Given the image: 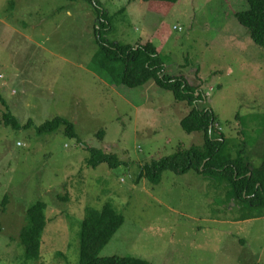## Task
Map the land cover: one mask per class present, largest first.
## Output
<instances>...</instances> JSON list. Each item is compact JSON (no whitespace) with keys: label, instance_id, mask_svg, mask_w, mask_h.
<instances>
[{"label":"rangeland","instance_id":"rangeland-1","mask_svg":"<svg viewBox=\"0 0 264 264\" xmlns=\"http://www.w3.org/2000/svg\"><path fill=\"white\" fill-rule=\"evenodd\" d=\"M94 1L110 20L107 41L153 43L166 72H182L205 95L199 108L217 117L216 131L229 141L232 157L245 150L258 167L264 154V48L235 19L248 9L247 0H180L167 13L140 0ZM95 23L86 0H0V96L21 126L2 125L0 104V264H78L84 210L106 203L125 215V224L100 256L155 264H264V221L235 224L249 213L228 202L214 178L166 171L158 186L146 179L135 185L142 165L175 153L180 144L200 147L202 136L183 131L180 122L191 108L172 93L153 82L114 88L88 68L96 51ZM57 117L74 126L79 143L62 127L36 135L37 127ZM87 148L126 164L87 167ZM40 201L47 206L41 252L26 260L19 232L27 209Z\"/></svg>","mask_w":264,"mask_h":264},{"label":"trees","instance_id":"trees-1","mask_svg":"<svg viewBox=\"0 0 264 264\" xmlns=\"http://www.w3.org/2000/svg\"><path fill=\"white\" fill-rule=\"evenodd\" d=\"M65 1L73 3L79 0ZM86 1L93 5L96 13L93 28L96 51L90 58L88 68L108 86L114 88L127 87L133 90L153 82L159 89L172 93L177 103L187 104L191 108L180 122L183 131L189 135L198 133L202 136L200 147L186 149L180 144L175 153L142 165L135 185L146 179L151 186H158L166 171L176 174L194 171L214 178L226 191L228 202L239 204L241 211L249 213L239 220L264 218V214L258 213L264 209V154L258 167L245 157V150H238L233 158L227 151L229 141L216 131L219 124L217 117L210 108H199L200 104L206 102L205 95L198 88L191 86L182 72L174 75L167 73L165 62L153 43L147 41L131 45L108 42L106 36L112 28L107 14L97 1ZM140 1L151 4L150 9L154 12L167 13L180 0ZM247 3L248 9L236 13L235 19L248 31L253 43L264 48V0H247ZM0 104L5 108L1 116L2 125L19 130V121L11 115L1 96ZM30 125L31 123H27L23 127ZM61 127L66 138L78 142L74 126L59 117L37 127L36 135H50ZM96 138L102 141L101 131L97 133ZM86 150L89 154L85 160L87 167L96 168L104 163L108 168L117 169L126 164L117 155L105 154L96 149ZM2 204H5V199ZM46 208V204L40 201L26 211L27 225L19 232L26 260L38 259L40 256L41 238L47 225ZM124 224L125 215L117 211L111 203L104 204L99 210L85 208L78 233V264H155L135 256L99 255Z\"/></svg>","mask_w":264,"mask_h":264},{"label":"crops","instance_id":"crops-1","mask_svg":"<svg viewBox=\"0 0 264 264\" xmlns=\"http://www.w3.org/2000/svg\"><path fill=\"white\" fill-rule=\"evenodd\" d=\"M253 221H264V218H258V219H252V220H239L237 219L235 222V224H243V223H249V222H253ZM247 240L245 239H240L239 242L240 243H246Z\"/></svg>","mask_w":264,"mask_h":264},{"label":"built area","instance_id":"built-area-1","mask_svg":"<svg viewBox=\"0 0 264 264\" xmlns=\"http://www.w3.org/2000/svg\"><path fill=\"white\" fill-rule=\"evenodd\" d=\"M174 29H177V30H178V28H177V27H174Z\"/></svg>","mask_w":264,"mask_h":264}]
</instances>
